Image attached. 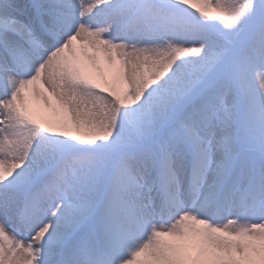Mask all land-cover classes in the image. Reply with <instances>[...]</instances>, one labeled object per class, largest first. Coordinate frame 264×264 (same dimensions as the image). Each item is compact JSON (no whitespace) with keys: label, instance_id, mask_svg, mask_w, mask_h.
<instances>
[{"label":"snow or ice","instance_id":"6c2138e0","mask_svg":"<svg viewBox=\"0 0 264 264\" xmlns=\"http://www.w3.org/2000/svg\"><path fill=\"white\" fill-rule=\"evenodd\" d=\"M0 264H264V0H0Z\"/></svg>","mask_w":264,"mask_h":264}]
</instances>
